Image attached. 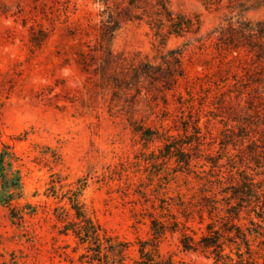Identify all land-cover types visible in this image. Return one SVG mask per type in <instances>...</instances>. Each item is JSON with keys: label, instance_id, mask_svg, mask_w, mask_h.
Instances as JSON below:
<instances>
[{"label": "rangeland", "instance_id": "rangeland-1", "mask_svg": "<svg viewBox=\"0 0 264 264\" xmlns=\"http://www.w3.org/2000/svg\"><path fill=\"white\" fill-rule=\"evenodd\" d=\"M123 1L0 0V153L13 155L22 186L12 202L21 220L12 219L0 204V264H88L81 257L85 245L71 232H60L65 221L57 217L58 208L71 215L69 197H76L108 235L128 243L130 264L138 259L137 241L152 237V216L175 217L189 227L179 224L162 235L158 252L163 260L221 264L200 251L184 250L181 232L195 240L206 233L215 216H209L203 197H219L216 178L234 172L230 164L264 183V111L256 106L254 84L245 85L241 94L233 86L234 78L245 73L241 64L215 57L219 12L199 0H170L175 9L200 14L197 36L202 40L192 35L168 39L167 49L182 48L185 73L175 91L165 93L168 105L144 93L133 104V117L160 131L162 125L171 134L182 133L189 120L188 134L198 128L200 146L191 150L195 157L188 170L161 158L162 139L146 141L132 131L126 95L112 100L92 71L95 64L85 71L77 63V55L95 42L105 3ZM248 16L264 19V9ZM41 30L46 37L36 45ZM153 44L157 40L144 22H128L117 31L112 49L151 57ZM186 91L193 95L191 109ZM252 140L254 153L248 151ZM241 223L250 226L244 219ZM250 239L255 252L245 254L242 264H264L262 238ZM233 247L225 252L234 262Z\"/></svg>", "mask_w": 264, "mask_h": 264}, {"label": "trees", "instance_id": "trees-1", "mask_svg": "<svg viewBox=\"0 0 264 264\" xmlns=\"http://www.w3.org/2000/svg\"><path fill=\"white\" fill-rule=\"evenodd\" d=\"M205 9H213L221 14V20L215 27V57L226 63L241 64L244 74L239 79L234 78L235 90L241 94L242 88L252 83L256 93L258 111H264V19H253L248 16L250 12L264 9V0H199ZM101 19L98 24L95 42L87 45L77 55V63L88 71L95 64L93 72L99 77V83L104 90H109L111 99L118 98L119 93L127 97L129 105L127 122L132 131L146 141L162 139L160 150L162 159H174L176 168L189 169L194 156L191 153L200 146V131L188 134V125L185 124L182 133L171 134L162 127L148 126L143 119L133 117V104L137 96L144 93L153 100L159 96L164 105H168L166 92L172 91L180 85L184 78L182 65V48H166L171 36H197L201 29L202 20L199 13H187L172 7L170 0H125L109 5L105 3L100 12ZM128 22H144L157 44H153V55L141 52L125 53L112 49V41L117 31ZM40 39H34L36 45L46 37L40 31ZM245 65L242 67V65ZM255 71L252 74L248 72ZM227 92H232L229 88ZM225 91V92H226ZM189 95L188 108L193 107V95ZM224 92V93H225ZM178 102L183 103V95L176 92ZM252 105V101H247ZM112 112V107L110 108ZM264 117V115H263ZM244 139V135H240ZM248 151H256V140L249 144ZM215 166V165H214ZM232 169L227 176L216 178L219 190L216 196H204V207L209 208V216H215L213 222L206 224V233L198 240L183 231L180 243L186 251H200L213 257L214 263L228 264L233 262L230 253L225 247L234 246L238 260L232 264H242L244 255L251 257L255 252L252 249L250 237H261L259 242L264 245V183L255 181L251 174L230 164ZM21 181L18 171L13 169V155L7 152L0 153V204L9 208L10 216L14 220H21L22 216L12 202L21 195ZM71 215L65 208L59 207L57 217L64 220L60 232H71L78 243L85 245V253L81 255L88 264H130L126 250L128 243L111 237L95 222L83 209L76 197H69ZM244 214V215H243ZM70 217V219H69ZM159 220L151 217L152 237L142 241L138 240V259L133 264H173L170 259L163 260L158 252L159 239L166 231H175L179 224L189 229L185 222ZM187 218V217H186ZM212 218V217H211ZM246 220L249 227H244L241 220ZM217 225V226H216Z\"/></svg>", "mask_w": 264, "mask_h": 264}]
</instances>
